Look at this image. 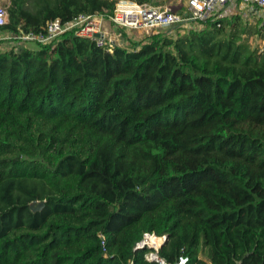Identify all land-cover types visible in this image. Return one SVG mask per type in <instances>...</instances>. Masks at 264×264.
I'll list each match as a JSON object with an SVG mask.
<instances>
[{
  "label": "trees",
  "instance_id": "obj_1",
  "mask_svg": "<svg viewBox=\"0 0 264 264\" xmlns=\"http://www.w3.org/2000/svg\"><path fill=\"white\" fill-rule=\"evenodd\" d=\"M8 1L0 34L152 2ZM203 24L0 49V264H158L144 234L166 264H264V53Z\"/></svg>",
  "mask_w": 264,
  "mask_h": 264
},
{
  "label": "built area",
  "instance_id": "obj_2",
  "mask_svg": "<svg viewBox=\"0 0 264 264\" xmlns=\"http://www.w3.org/2000/svg\"><path fill=\"white\" fill-rule=\"evenodd\" d=\"M240 6L250 12H261L264 21V0H184V11L177 13L168 7H160L149 3H136L134 1H118L111 15L106 13L96 15H78L68 22H61L59 19L49 21L42 31L38 33H2L0 41H10L15 43L12 48L14 52L19 47L32 45L39 49L43 46L54 48L62 35L71 33L72 35L92 41L98 48L112 53L115 46H119L118 36L122 32L129 35V32L142 33L145 36H152L163 31H171L174 28L186 29L192 23L203 24L210 19H217L218 15L228 7ZM8 24V14L4 6L0 5V28ZM115 31L109 35L110 28ZM184 32V31H183ZM95 35H98L96 37ZM148 234H144L140 243L135 249L148 248L143 245V240ZM162 240L164 237H160ZM160 240V241H162ZM163 242V241H162ZM161 242V243H162ZM161 245V244H160ZM160 247V246H159ZM153 248V252L145 259L149 262L166 264L158 257L159 248ZM150 249V248H148ZM187 258L179 257L175 264H186Z\"/></svg>",
  "mask_w": 264,
  "mask_h": 264
},
{
  "label": "rangeland",
  "instance_id": "obj_3",
  "mask_svg": "<svg viewBox=\"0 0 264 264\" xmlns=\"http://www.w3.org/2000/svg\"><path fill=\"white\" fill-rule=\"evenodd\" d=\"M154 1L157 2L158 5L170 8L174 12L181 13L184 11V5L182 0H154ZM6 3H8V0H0L1 6H6ZM261 14L262 13L259 11L250 12L248 9H245L240 6H236L234 8L233 7L226 8L223 12L220 13V15H218V18H223V17L232 18L234 16L240 17L247 31V33L243 35L242 38L246 40L247 44L250 46L251 49L257 50L258 53H264V21L262 20L263 18L261 17ZM204 27L205 24L192 23L191 26L186 28L185 30L174 28L171 31H168V33L169 35L174 36L178 31H180V34H183L185 32H188L189 30L197 31L203 29ZM256 31H260V32L257 33ZM129 34L130 35L132 34L130 37L136 38V39H132L136 41L134 45L140 44L141 42L147 39L146 36L137 38L142 33L131 31L129 32ZM14 45L16 44L10 41L0 42V49L4 51L10 50L14 47ZM27 47H29V45ZM33 48L35 47L33 46ZM161 239H158L156 237H146L142 242L146 240L148 243L145 245H148L149 246L148 248L154 247L155 249H158V246L163 241V240L160 241ZM152 250L154 249L152 248ZM149 255L150 254H147V257H149Z\"/></svg>",
  "mask_w": 264,
  "mask_h": 264
},
{
  "label": "water",
  "instance_id": "obj_4",
  "mask_svg": "<svg viewBox=\"0 0 264 264\" xmlns=\"http://www.w3.org/2000/svg\"><path fill=\"white\" fill-rule=\"evenodd\" d=\"M95 36L98 37V35H95ZM118 40L120 41V45H124L125 40H124L123 35H119L118 36ZM44 203H45L44 201L32 202V203L29 204V210L31 212H33V213L39 212L44 207ZM166 239H167V237H164L163 242L161 243L159 248H161L163 246V244L165 243Z\"/></svg>",
  "mask_w": 264,
  "mask_h": 264
},
{
  "label": "crops",
  "instance_id": "obj_5",
  "mask_svg": "<svg viewBox=\"0 0 264 264\" xmlns=\"http://www.w3.org/2000/svg\"><path fill=\"white\" fill-rule=\"evenodd\" d=\"M183 1V5H184V0H182ZM151 5H156V6H160V7H163V6H161V5H158V3L157 2H155L154 0H152V2L150 3ZM7 5H9V1H8V3H6V6ZM114 32H117V31H115L112 27H111V29L109 30V35H112ZM124 33V32H123ZM125 34V36H126V38L128 39V40H126L125 42H124V45L125 44H127L128 46L129 45H131V44H133L134 45V43H136V41L135 40H132V39H136V38H134V37H130L131 35L129 34H126V33H124ZM143 36H145V35H143V34H141V35H139L137 38H141V37H143ZM147 37V36H146ZM145 37V38H146ZM148 38V37H147ZM132 41V42H131ZM146 41V40H145ZM120 42V41H119ZM131 42V43H130ZM144 42V41H143ZM26 48H28V49H31V50H36V49H34L33 48V46L32 45H29V47H26Z\"/></svg>",
  "mask_w": 264,
  "mask_h": 264
},
{
  "label": "bare ground",
  "instance_id": "obj_6",
  "mask_svg": "<svg viewBox=\"0 0 264 264\" xmlns=\"http://www.w3.org/2000/svg\"><path fill=\"white\" fill-rule=\"evenodd\" d=\"M155 237V236H154ZM146 238V237H145ZM162 240V239H161ZM148 242L145 240L144 242H143V245H145V244H147ZM161 244V243H160ZM160 246V245H159ZM158 246V247H159ZM151 248V247H150Z\"/></svg>",
  "mask_w": 264,
  "mask_h": 264
}]
</instances>
